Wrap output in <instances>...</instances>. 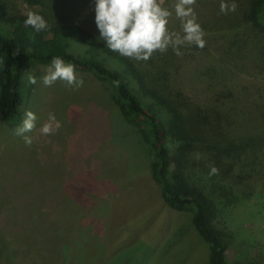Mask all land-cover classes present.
Returning <instances> with one entry per match:
<instances>
[{
  "label": "rangeland",
  "instance_id": "obj_1",
  "mask_svg": "<svg viewBox=\"0 0 264 264\" xmlns=\"http://www.w3.org/2000/svg\"><path fill=\"white\" fill-rule=\"evenodd\" d=\"M227 1L237 4L235 16L204 19L206 23L200 25L205 46L182 61L172 84L199 103L224 99L225 94L231 106L227 124L236 137L228 128L227 134L239 145L262 146L244 164L230 169L223 165L215 175L221 179L216 185L229 190L234 199L218 203L215 223L230 232L228 248L236 249L238 260L259 262L264 257V71L259 53L264 35L244 24L243 0ZM162 2L172 11L169 31L183 35L174 12L176 0ZM18 6L25 14L36 12L25 3ZM195 12L199 19L201 12ZM226 37L248 43L242 49H217ZM49 65L35 64L27 71V78L35 75L37 83L31 84L21 105L19 122L8 125L0 116V232L15 260L19 264H208L209 248L193 226L191 211L164 202L150 176V147L119 114L108 83L91 72L75 70L82 86L62 80L44 86L41 78ZM25 110L37 117L36 127L25 133L32 138L31 146L15 134ZM49 113L61 127L43 135L40 129ZM199 150L192 154L193 163L204 157ZM187 172L210 186L204 175L208 171L189 167ZM35 237H43L41 248L33 244ZM227 253L231 256L232 250Z\"/></svg>",
  "mask_w": 264,
  "mask_h": 264
},
{
  "label": "trees",
  "instance_id": "obj_2",
  "mask_svg": "<svg viewBox=\"0 0 264 264\" xmlns=\"http://www.w3.org/2000/svg\"><path fill=\"white\" fill-rule=\"evenodd\" d=\"M19 2L35 8L49 27L36 32L26 26V14L20 10ZM213 4L196 1L193 5L195 11L201 12L197 19L199 24L204 25V19L212 22L235 16V12L220 13V4ZM205 5L208 9L203 8ZM243 5L244 24L251 32L263 36L264 0H243ZM99 36L95 3L91 5L89 0H0L1 118L8 125L19 122L21 105L31 92L27 78L31 66L49 65L53 57L59 56L73 63L75 70L91 72L108 83L119 114L149 145L152 152L150 176L159 185L164 202L176 210L191 211L193 226L209 248L208 264H263L264 257L259 262L238 260L236 249L228 248L230 232L218 226L215 217L218 203L225 205L234 199L229 190L225 189L224 193L221 185H216L220 178L209 176L210 165L220 170L226 164L229 169L231 165L244 164L262 146L251 142L247 146L239 145L237 139L227 134V128L234 131L226 120L231 119V106L225 94L224 99L199 103L172 84L182 61L193 58L202 49L182 45L183 54L177 56L170 46L166 52H154L147 61H137L111 51ZM245 42L248 43V39L226 37L217 49L231 46L242 49L246 47ZM259 53L264 71L263 47ZM233 135L236 137L235 133ZM199 149L204 157L196 164L192 154ZM189 167L208 171L204 175L211 180L210 186L188 173ZM43 237L33 238V244L41 248ZM229 249L231 256L227 253ZM0 264H19L1 232Z\"/></svg>",
  "mask_w": 264,
  "mask_h": 264
},
{
  "label": "clouds",
  "instance_id": "obj_3",
  "mask_svg": "<svg viewBox=\"0 0 264 264\" xmlns=\"http://www.w3.org/2000/svg\"><path fill=\"white\" fill-rule=\"evenodd\" d=\"M196 0H176L174 12L181 22L183 35L179 32L169 31V18L172 11L163 7L162 0H95V24L99 30V38L106 42V46L122 56L137 61H147L154 52H166L171 46L177 56L182 45H195L199 48L205 46V32L197 22L193 5ZM220 13L228 14L237 8L235 2L228 3L221 0ZM26 26H31L36 32L48 28L45 19L38 13L28 11L24 20ZM44 86H51L57 80L65 81L76 88L82 86L83 80L77 79L75 65L65 62L56 56L43 75ZM30 84H36L35 75L28 77ZM36 114L31 110H25L22 124L15 129V134L22 136L24 143L32 144V138L25 133L31 132L36 127ZM61 127L53 113L48 114V120L40 131L43 135L54 133ZM200 155L196 154V159ZM219 169L210 165L209 176L217 175Z\"/></svg>",
  "mask_w": 264,
  "mask_h": 264
}]
</instances>
